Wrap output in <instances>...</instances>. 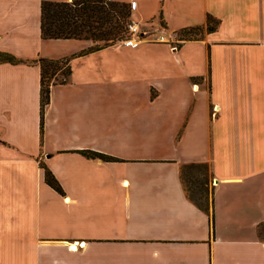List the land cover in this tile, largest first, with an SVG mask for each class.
<instances>
[{
    "label": "crops",
    "instance_id": "0c3cea01",
    "mask_svg": "<svg viewBox=\"0 0 264 264\" xmlns=\"http://www.w3.org/2000/svg\"><path fill=\"white\" fill-rule=\"evenodd\" d=\"M45 1L71 0H0L19 60L0 64V264H264V0H112L152 37L201 34L95 52L43 39ZM71 56L42 131L37 61ZM199 164L210 213L183 180Z\"/></svg>",
    "mask_w": 264,
    "mask_h": 264
},
{
    "label": "trees",
    "instance_id": "16d2710c",
    "mask_svg": "<svg viewBox=\"0 0 264 264\" xmlns=\"http://www.w3.org/2000/svg\"><path fill=\"white\" fill-rule=\"evenodd\" d=\"M132 21L130 5L127 3L114 2L112 0H71L69 2L42 3L41 31L45 40H85L91 41L95 45L90 48V52L115 46L120 41L128 37L127 26ZM219 21L209 17V31L216 30ZM200 28L183 30L180 38L185 40H195L200 37ZM76 56L62 59L40 58L41 68V129L44 127V114L46 107L50 104L52 86L57 83H66L71 74V61ZM1 63H19L14 56L0 53ZM61 77L60 79L58 77ZM82 154L93 160L104 162H118L119 160L104 154L92 151H85ZM197 167L209 172L208 164L187 165L184 168ZM183 168V169H184ZM183 175V170H182ZM45 178L59 194L64 195L63 189L53 176L46 169ZM206 201V197L204 198ZM194 201V200H193ZM196 205L210 213L211 205ZM213 223V217L211 219Z\"/></svg>",
    "mask_w": 264,
    "mask_h": 264
},
{
    "label": "built area",
    "instance_id": "2783aa9c",
    "mask_svg": "<svg viewBox=\"0 0 264 264\" xmlns=\"http://www.w3.org/2000/svg\"><path fill=\"white\" fill-rule=\"evenodd\" d=\"M137 8V2L132 1L130 4L131 11ZM128 37L120 41L116 46L128 47V48H138L143 42H155L161 44H167L172 50L176 51L179 45L186 42L187 40L180 38V36H167L159 35L157 37H152V33L146 27L142 26L136 21H131L128 26Z\"/></svg>",
    "mask_w": 264,
    "mask_h": 264
},
{
    "label": "rangeland",
    "instance_id": "374dc122",
    "mask_svg": "<svg viewBox=\"0 0 264 264\" xmlns=\"http://www.w3.org/2000/svg\"><path fill=\"white\" fill-rule=\"evenodd\" d=\"M152 7L146 9V14L152 13ZM61 78L60 76L58 77ZM183 180L188 196L197 202L198 204L204 205L205 203L210 204V192L209 183L211 181L210 174L205 172L203 169L193 167L183 169ZM211 183L210 186H212ZM206 197V201L205 198Z\"/></svg>",
    "mask_w": 264,
    "mask_h": 264
}]
</instances>
